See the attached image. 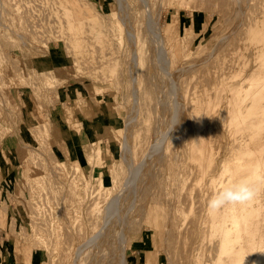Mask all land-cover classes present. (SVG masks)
Listing matches in <instances>:
<instances>
[{"label": "rangeland", "instance_id": "rangeland-1", "mask_svg": "<svg viewBox=\"0 0 264 264\" xmlns=\"http://www.w3.org/2000/svg\"><path fill=\"white\" fill-rule=\"evenodd\" d=\"M236 1L184 0L177 4L170 0L157 3L149 0L155 6L150 9L149 4V9H154L153 16H159L157 27L166 36L163 47L168 54L173 52L175 56L173 67L190 61L203 65L199 70L197 68L198 71L178 79L180 94L185 96L183 100L186 104L189 102L190 85H194L195 80L200 81L199 85L206 86L207 81L212 80L214 71L230 64H233V71L241 66L249 69L256 64L250 57L251 35L255 31L256 19H264V0ZM83 2L91 8H84ZM126 2L131 7V17L133 21L135 19L138 43L142 48L144 28L142 13L139 14L142 11L136 7V0ZM1 5L0 264H72L75 258L72 246L79 245L82 240L84 242L91 233L89 231L95 227L90 215L96 218L101 214L104 202L117 192L127 175V167L120 158V135L128 116V90L131 85L125 74L124 54L130 49L125 41L123 26L116 27L118 5L115 0H1ZM235 9H240L237 17L233 13ZM86 10L90 11L95 21L85 25L91 32L84 34V40H88L89 45L86 43L82 49L85 51L81 53L93 61L91 67L85 65L90 69L86 71L97 72V78L104 82L100 83L97 91L86 78L87 73L80 75L81 72L73 69L76 54L70 45L71 36L67 35L64 27L67 18L75 23L84 22ZM110 22L115 25L113 35L109 32ZM75 23L74 28L78 26ZM229 33L233 34L229 43L217 42ZM18 35L23 36L22 40L18 39ZM23 41L25 45H22ZM27 46L30 50L26 51ZM96 46L99 50L95 51ZM173 47L175 49L172 50ZM212 49L222 51L215 53L206 65L203 64ZM143 59L140 65L143 68L135 70L139 75L148 70L144 53ZM171 67L166 66L167 69ZM203 68L205 70L201 72ZM205 77L209 80L206 81ZM93 95L95 101L91 99ZM218 109L222 111L223 106ZM74 129H78L77 133ZM80 136L91 144L94 160L109 177L103 181L104 187L98 186L96 178L100 170L97 164L92 165L88 171L91 177L87 179L90 180L87 186L90 203L86 206L90 207L85 210L75 205L73 193L78 189L74 185L73 191V182L64 177L66 169L85 165ZM137 148L138 145L133 148L135 164L143 159L145 152V149L138 151ZM170 164L166 160L159 168L160 177L157 176L156 184L153 183L155 186L151 188L154 198L150 197L152 199L148 201L153 208L151 214L156 215L154 219L158 221L156 227L137 222L128 228L125 253L129 264H173L171 251L162 245L163 238L158 233L161 230L164 232L165 226L162 225L166 217L177 215L169 210L173 191L170 181L173 167ZM167 170H170L169 173ZM81 180L84 182L85 178ZM192 187L194 183L189 178L186 184L189 202L183 203V200L181 203L185 206L179 207L178 215L182 217L204 215L198 208L200 204L196 202V190ZM204 195L206 197V193ZM187 220L190 221L191 217ZM200 235L206 242V234H198L196 229L191 228L189 238L196 239ZM191 250L188 264H201L199 260L204 252L198 247ZM176 263L182 264L181 261ZM76 264H88V260L81 258Z\"/></svg>", "mask_w": 264, "mask_h": 264}, {"label": "bare ground", "instance_id": "bare-ground-1", "mask_svg": "<svg viewBox=\"0 0 264 264\" xmlns=\"http://www.w3.org/2000/svg\"><path fill=\"white\" fill-rule=\"evenodd\" d=\"M136 1V7L142 11L139 12L142 13L144 28L142 48L138 43L130 5L126 0H115L119 12L116 27L123 26L125 41L130 49L124 54L127 67L125 74L131 85L128 90V116L124 131L120 135V158L127 167V175L117 192L104 202L101 214L96 215V218L90 215L95 227L89 231L91 233L87 239L75 247L72 246L74 249L70 247L75 255L72 264H76L81 258L87 259L88 264H129L125 253L128 228L137 222H145L148 227H156L158 223L154 219L156 215L151 214L153 208L148 201L154 198L151 188L160 177L159 168H162L166 160L170 161L173 167V174L171 177L168 175L173 188L168 209L177 215L166 217L167 220L162 225L165 226L164 232L161 230L158 233L163 238L162 245L171 251L173 264L179 261L188 264L191 248L197 247L204 252V256L199 260L201 264H264V19H256L255 31L251 35L253 43L250 57L256 64L249 69L241 66L237 71L232 70L233 64L214 71L213 74L208 70V73L213 75L211 81L206 78L207 74L204 78L209 80V86H201L198 84L200 81L195 80V84L190 85L189 102L186 104L183 100L185 96L180 94L181 83L178 79L192 74L203 65L190 61L174 68L172 60L175 56L173 52L168 54L167 49H164L166 36L157 27L159 16H153L154 9L150 10L155 6L149 0ZM154 1L157 3L165 0ZM170 1L178 4L184 0ZM82 5L84 8H91L84 2ZM160 5L163 4L158 6ZM0 7L3 8L1 0ZM235 10L233 13L237 17L240 9ZM86 11L84 22L75 23L67 18L64 20V27L66 26L67 35L71 36L70 45L73 49H69L74 50L76 54L73 69L81 72L80 75L87 73L86 78L90 80L94 91H97L100 83L104 82L97 78V72L86 71L93 61L88 59V55L85 57V54L81 53L85 51L82 49L88 41L84 40V34L91 32L85 25L94 24L95 21V18H91L90 11ZM242 21L241 24L244 25ZM136 22L138 24V21ZM74 23L78 24L76 28ZM241 24L239 23V27ZM109 27L111 35L115 34V30L114 33L112 31L115 25L110 22ZM236 31L235 29V32H232ZM229 34L221 36L217 42L229 43L228 40L233 36L232 33ZM22 38L23 36L18 35V39ZM22 45H25V41ZM96 48L98 47H95V51L99 50ZM102 48L104 47L100 49ZM221 49L216 52L212 49L202 63L206 65L215 53L222 51ZM25 50L30 48L27 46ZM143 53L148 70L139 75L135 70L142 65ZM166 66H172V69H167ZM204 70L205 68L200 71ZM109 76L111 77L110 74ZM91 99L95 101L94 95ZM219 106H223L222 111L218 109ZM77 130L73 131L77 133ZM79 139L85 165L70 168L67 166L69 169H66L68 171H65L67 174H64V177L73 182V191L75 186L78 189V192L73 193L75 205L85 210L90 207L86 206L90 203L87 190L90 180L87 179L91 176H88V171L90 172L93 164L98 165V162L93 158V148L89 146L91 144L81 136ZM137 145L138 151L145 149V152L142 161L135 164L133 150ZM98 168L100 171L96 178L97 185L104 187L103 181L109 177L99 165ZM169 168L167 166V169ZM82 177L85 178V183L82 182ZM189 178L194 183L192 189L196 190V202L200 204L198 208L204 215H178L179 207L189 202L186 192ZM96 179L92 181L95 182ZM241 180H247L255 188L256 194L252 200L243 204H229L215 211L209 209L207 202L214 194ZM203 193H206V197ZM198 208L197 212H200ZM157 217L161 218L158 215ZM188 217H191L190 221L187 220ZM191 228L196 229L198 234H206V242L202 241L201 235L196 239L189 238ZM162 249L164 252L163 247Z\"/></svg>", "mask_w": 264, "mask_h": 264}, {"label": "clouds", "instance_id": "clouds-1", "mask_svg": "<svg viewBox=\"0 0 264 264\" xmlns=\"http://www.w3.org/2000/svg\"><path fill=\"white\" fill-rule=\"evenodd\" d=\"M255 194V188L247 180H241L214 194L208 201V207L215 211L229 204L247 203Z\"/></svg>", "mask_w": 264, "mask_h": 264}]
</instances>
